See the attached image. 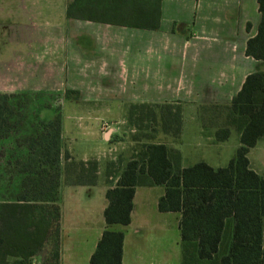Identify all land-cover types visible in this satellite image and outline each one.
Returning a JSON list of instances; mask_svg holds the SVG:
<instances>
[{
    "label": "crops",
    "instance_id": "obj_1",
    "mask_svg": "<svg viewBox=\"0 0 264 264\" xmlns=\"http://www.w3.org/2000/svg\"><path fill=\"white\" fill-rule=\"evenodd\" d=\"M157 9V29L129 26L132 17L155 16ZM4 10L0 8V13L21 20L14 26L15 42L39 45L31 46L28 57L18 54L21 58L1 76L0 93L63 95L65 106L80 105V110L73 109L75 120L61 116V151L75 160L98 162L94 185H70L60 177L59 264H79L80 253H86L89 264L104 229L120 231L116 225L107 226L103 216L108 205L105 192L116 182V177H108L110 185L106 182L104 165L121 168L149 142L177 149L182 167L204 161L218 168L233 157L240 145L238 132L231 128L227 138L216 140L220 123L205 129L197 107L228 105L248 74L264 70V60L245 54L247 40L260 22L257 0H10ZM66 91H70L68 98ZM162 102L180 106V131L169 142L117 137L126 126L128 104ZM38 111L53 115L56 109L43 106ZM71 123L74 131L67 134ZM98 125L108 127L103 140L95 131ZM83 136L94 138L103 147L101 153L74 157L70 147ZM126 145L132 148L130 156L118 164L116 157L126 156L122 152ZM263 150L261 138L247 152L249 166L258 174L250 156L264 159ZM89 187H98L100 198L95 202L77 195ZM163 194L161 185L135 186L130 222L125 225L129 229L121 231V264H159L161 248L152 237L169 229L176 232L180 254L181 213L158 210ZM85 204L95 209L94 215ZM143 235L148 241L138 242Z\"/></svg>",
    "mask_w": 264,
    "mask_h": 264
},
{
    "label": "trees",
    "instance_id": "obj_2",
    "mask_svg": "<svg viewBox=\"0 0 264 264\" xmlns=\"http://www.w3.org/2000/svg\"><path fill=\"white\" fill-rule=\"evenodd\" d=\"M257 2L260 22L256 34L247 40L245 54L264 60V0ZM159 16L157 9L155 16L132 17L129 26L157 29ZM69 93L64 97H70ZM15 95L21 94L0 93V138L7 137L15 126L10 105ZM164 104L159 106L162 132L167 133L174 123L173 134L177 135L180 109L172 113ZM146 106L132 104L128 116L134 114V108ZM211 107L224 111L216 140L227 138L231 128L239 134L240 145L228 163L213 168L199 161L182 167L177 149L164 143H144L138 157L115 172L106 171V182H112L108 177H116V182L105 192V223L129 224L135 186L161 185L164 194L158 199V210L181 213L180 264H264V177L250 168L247 158L249 148L264 138V70L248 74L228 105ZM141 113L156 119L154 112ZM39 124V135L26 140L27 153L14 160L19 172L14 200H0V264H59L56 199L60 177L70 185L97 182L96 160H75L66 150L61 151L60 116L39 119ZM122 243L123 233L106 227L89 264H121Z\"/></svg>",
    "mask_w": 264,
    "mask_h": 264
},
{
    "label": "rangeland",
    "instance_id": "obj_3",
    "mask_svg": "<svg viewBox=\"0 0 264 264\" xmlns=\"http://www.w3.org/2000/svg\"><path fill=\"white\" fill-rule=\"evenodd\" d=\"M9 1L10 0H0V8H4L6 10ZM19 22H21V20H18L11 14H5V12L3 14L0 13V79L4 72L8 73L10 71L12 63H14L17 58H21L20 55L28 57L32 51L31 46H33L35 49L36 45H39V43L15 42L13 35L15 34L16 30L14 26ZM13 94L21 95H15L14 97L10 98V105L14 110V114L11 116V121L15 124V126L9 132L7 137L0 138V200H14L15 193L17 192L16 188L18 186L19 176L18 166L16 163H14V160L16 158H23V155L27 153V150L25 149L26 140L29 137L39 135V119L46 120L47 118H51L50 116L59 115L60 118L61 116H65V119L68 121V118H70L71 116V120H75V113L73 112V109L76 108L77 110H80L81 108V106L78 104H67L65 106V103L67 102L63 98V95H24L22 93ZM162 104L169 105L170 111H172V113L180 107L175 103L166 102L157 104H147V106L143 107L142 109L139 107H137V109L134 108V114L129 117L128 111L131 108L132 104H128L127 111L125 113L126 122L124 125L126 126L122 128L123 133H121L117 137H122L123 134L124 138H126L127 135V139L131 137H139L140 139L143 138V141H155L157 139V141L159 142H164V140L165 142H169V137H171V135H174L173 127L175 124H171V128L167 133L164 134V132H162L161 120L159 119V114L162 113V111H160L161 108H159V106ZM43 106L53 107L56 109V111H54L53 115L51 111H37L40 107ZM221 108L222 107L212 108L211 106L197 107V116L201 121H203L205 129L209 128L207 127L208 125L212 126L214 124L220 123V121L224 117V111ZM145 110H148L150 114L154 112L156 119L150 120L145 118L144 114L141 113ZM81 114L82 113H77V115ZM90 114L92 113H85L86 116H89ZM122 114L123 113H121V115ZM138 118L140 119L138 120ZM136 120L138 121L136 122ZM67 127L68 134L74 131L75 124L71 123ZM95 131L99 136L100 140H103L104 133H108V127L105 125H98L97 130ZM70 149L72 150V154L74 155V157L78 158L84 155L92 156L94 154H100L103 147L99 143H97L94 138H91L89 136H83L76 137V140H73V145L70 147ZM131 150V146H127L122 149V152L125 153L126 156H117L116 160L118 161V159H120L118 164H120L121 162L124 163L127 160V157L130 156ZM262 156L264 157V154ZM250 158L251 166L253 168H256L257 171H260V174H262V176L264 177V159H257V154H251ZM106 162L107 161H104V164H106ZM104 167L106 168V171L115 172L117 164L115 165V168H113V166L109 164L104 165ZM78 191H81L77 193L78 197L84 200H88L90 198L91 201L95 202V200L100 198V196L98 195V187H89L85 188L84 190ZM85 206L88 208V210H92L94 215L95 209L87 204H85ZM115 228L119 229L123 233H125L129 229L126 226L120 225H116ZM132 229L129 230L131 235L133 234ZM139 234L140 233H138V236ZM143 236L144 237L142 239H139V241L137 239V241L141 243H146L148 239L145 236L147 235ZM155 237L156 242L159 243L161 248V254L158 255V258H160V261L158 263L180 264V254L176 250L175 245V230L169 229L167 231H163L162 233L157 232L156 236H153L152 238ZM85 254L80 253L77 256V258L79 259V264H87ZM144 257L142 259L146 258ZM146 260L149 259L146 258L145 261Z\"/></svg>",
    "mask_w": 264,
    "mask_h": 264
}]
</instances>
